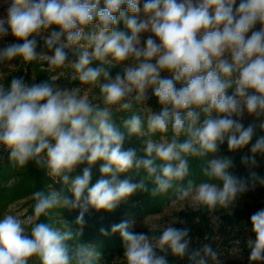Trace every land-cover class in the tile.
Segmentation results:
<instances>
[{
  "label": "clouds",
  "instance_id": "obj_1",
  "mask_svg": "<svg viewBox=\"0 0 264 264\" xmlns=\"http://www.w3.org/2000/svg\"><path fill=\"white\" fill-rule=\"evenodd\" d=\"M0 8V68L46 63L43 71L70 69L69 82H79L0 78V152L12 170L34 165L51 181L32 193L31 214L0 219V264H101V250L80 241L86 213L111 212L149 183L154 197L174 190L209 214L264 187L254 170L264 157V0H0ZM106 65L120 71L113 77ZM133 136L140 148L125 147ZM225 143L230 153L248 149L246 177L230 171ZM193 161L205 180L191 178ZM59 210L77 211V227L54 220ZM250 231L249 264H264V208ZM100 232L121 237L117 264H170L169 255L224 264L211 243L193 246L188 227L156 235L125 220Z\"/></svg>",
  "mask_w": 264,
  "mask_h": 264
},
{
  "label": "trees",
  "instance_id": "obj_2",
  "mask_svg": "<svg viewBox=\"0 0 264 264\" xmlns=\"http://www.w3.org/2000/svg\"><path fill=\"white\" fill-rule=\"evenodd\" d=\"M121 30L123 25L119 26ZM40 47L42 48V41L40 42ZM44 65V64H43ZM118 67V66H117ZM24 69H27L25 73ZM47 71L42 70V65L39 63H34L33 65H19V61H15V66L13 68H7L4 71V75L1 78L7 77L8 82H10L12 75L24 76L27 83H32L34 76L36 82L48 79ZM114 73V72H112ZM114 75V74H111ZM152 103V109L154 111L160 110V105L154 98ZM127 114V113H125ZM247 123V122H245ZM123 130V129H122ZM257 135H264V133L257 132ZM255 140V138H254ZM253 140V142H254ZM142 146L140 138L131 137L126 139L125 147H136ZM250 147V145H249ZM248 149L245 148L242 152H247ZM242 152L230 153L227 150V144L221 146V154L225 156H231L234 159V168L230 171L237 176L246 177L248 174V169L246 166L242 165L240 158ZM258 167L254 170L261 176H264V157H257ZM101 162H97V170H92V179L96 180L101 177L99 173V165ZM87 167V165H82ZM81 171V170H80ZM124 178V177H123ZM192 179L196 182H201L206 178L202 175L200 162H192ZM51 184V181L43 174L42 171L38 170L34 165H29L27 169H22L19 171L12 170L8 166V159L6 152H0V216L4 213V209L13 202L16 198L31 196V208L32 212V193L38 189H47ZM151 183L148 184V191H141L134 194L132 197L124 202L121 206H118L111 212H105L101 210L100 212L93 211L92 214L86 213L85 220L86 224L83 230V235L80 237V241L83 243H90L96 245L103 253L101 264L104 261L112 262L115 253L123 252L122 239L119 234L110 233V222L113 220H118L119 217H126L129 214L136 215L137 213H155L159 212L163 207L170 201L171 198L175 197V191L170 190L166 194H161L158 196H153L151 194ZM244 196L250 197L252 199L260 200L256 204L250 205L246 204L244 206H234L231 209H221L212 214L207 213L204 210L190 211L191 215L196 218L195 222L188 228L191 230V236L193 238V246L197 247L199 237L205 233L212 235L214 228L212 224V215L218 214L224 224L227 225H238L244 228H250V216L260 208H264V187H258L255 191H250ZM135 202L136 206L132 204ZM65 215V220L69 223V226L76 228L74 221L78 215L77 211L74 212H63ZM105 213V215H104ZM100 216L104 218L101 219ZM56 216L54 214L53 219ZM180 228V226H176ZM104 228L109 231L110 235L104 236L101 234L100 229ZM160 233V232H159ZM159 235V234H156ZM170 264H188L187 260H179L177 258L169 255L168 257ZM229 264H247L242 261H231Z\"/></svg>",
  "mask_w": 264,
  "mask_h": 264
},
{
  "label": "rangeland",
  "instance_id": "obj_3",
  "mask_svg": "<svg viewBox=\"0 0 264 264\" xmlns=\"http://www.w3.org/2000/svg\"><path fill=\"white\" fill-rule=\"evenodd\" d=\"M4 10L0 8V15H3ZM6 41L12 42L14 38L9 35L5 38ZM41 50V47H38V51ZM69 59H73L71 53L69 54ZM15 66V61L12 62L11 68ZM93 67L98 66V62H94ZM109 68L110 74L113 77L120 71L119 66H105ZM43 69H47V64L45 63L42 65ZM7 68H0V78L4 75V71ZM59 71L55 73H47V76L57 75L59 77L57 83L61 87H75L78 86L79 82H69L70 77V69L63 70L64 74L59 75ZM114 72V73H112ZM163 75H167V73H163ZM99 92V89H93L90 95H95ZM154 97L148 102L149 106L152 108V101ZM140 106L137 105L134 110L139 111ZM144 115L143 112L140 113ZM247 122V121H245ZM135 138H139L137 136H133ZM141 139V138H140ZM142 142V140H141ZM141 146H139L140 148ZM84 166H79L77 169L76 174H82V169ZM96 169L93 166L92 170ZM81 170V171H80ZM123 179V176L120 177ZM98 179L91 181V183H95ZM58 187V186H56ZM258 188V187H257ZM129 200V199H128ZM260 200V198L258 199ZM258 200L252 199L250 197L243 196L241 197L235 206H244L246 204H256ZM127 202V201H126ZM121 203L119 206H121ZM134 207L136 206L135 202L132 204ZM31 206V196L16 198L13 202L8 206V208L4 209V213L0 216V219L7 213L16 214L21 217H25L28 214H31L30 207ZM234 207V206H233ZM197 209L193 208L188 202H180L177 200L176 196L171 198L170 201L161 209L159 212L155 213H144L140 212L136 215L129 214L126 217H119L118 220H113L110 222V227L113 224L119 223L121 221H128L130 224V229L137 232H146L150 234H159L163 230L164 227L172 224L173 226H180V227H189L191 226L196 218L191 215L190 211H196ZM64 211L67 210H59V215L55 213V220L64 219L65 215ZM94 209H89L88 214H92ZM105 215V213H104ZM103 219V216H100ZM212 224L214 231L212 235H208L209 233H205L204 235L199 237V241L197 246L201 243H211L213 247L220 253V256L224 262V264H229L231 261H242L249 264L248 256H249V249L246 247V240L247 238L252 235L250 228L240 227L238 225H227L224 224L218 214L212 215ZM205 236H208L209 239L205 240ZM239 240L240 244L236 245L234 241ZM114 259L112 262L104 261L102 264H117V259L123 256V252H116L114 255ZM211 264V262H210Z\"/></svg>",
  "mask_w": 264,
  "mask_h": 264
}]
</instances>
